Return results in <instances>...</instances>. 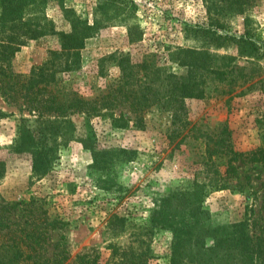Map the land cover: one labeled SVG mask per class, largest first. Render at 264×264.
Wrapping results in <instances>:
<instances>
[{
	"label": "rangeland",
	"instance_id": "obj_1",
	"mask_svg": "<svg viewBox=\"0 0 264 264\" xmlns=\"http://www.w3.org/2000/svg\"><path fill=\"white\" fill-rule=\"evenodd\" d=\"M36 1L26 6L33 12L25 19L42 25L46 19L55 33L20 47L12 60L16 73L28 75L50 51L60 49V33L75 30L87 36L80 65L58 77L86 99L106 94L118 77V67L108 60L114 54L133 63L154 56L158 66L182 74L178 59L188 58L181 50L195 49L205 52L213 74L206 78L203 96L185 100L188 128L198 132L183 140L168 138L170 118L156 109L143 115L144 128L134 126L136 116L126 105L90 118L81 129L82 118L72 116L75 133L92 134L97 151L110 155L112 164L97 168L92 151L79 140L61 143L58 115L40 119L6 102L0 92V199H40L48 215L61 223L52 243L64 238L71 261L88 255L96 257V264H172L174 230L155 219L165 212L164 199L166 211L178 219L193 218L187 200L196 198L207 216L205 227L229 228L247 219L259 235L264 227L263 164L236 161L234 175L225 178L223 160L206 165L204 145L193 137L205 141L226 129L235 151L264 149V0ZM185 25L208 28L212 39L186 38ZM214 34L251 41L255 48L244 53ZM204 40L210 41L203 45ZM120 115L121 121L112 123ZM22 123L31 149L52 151L42 177L33 175V157L17 151ZM214 244L212 238L204 240L205 248Z\"/></svg>",
	"mask_w": 264,
	"mask_h": 264
},
{
	"label": "trees",
	"instance_id": "obj_2",
	"mask_svg": "<svg viewBox=\"0 0 264 264\" xmlns=\"http://www.w3.org/2000/svg\"><path fill=\"white\" fill-rule=\"evenodd\" d=\"M30 4L37 5V1L0 0V92L6 102L35 112L40 119H44V115H58L61 143L66 145L72 140H79L84 148L92 151L95 168L112 164L110 155H106L105 151H97L92 134L80 137L75 133L71 120L74 115L82 118L81 129L87 127L90 118L126 105L130 113L136 116L134 126L144 128L143 115L156 109L170 118L168 138L171 141L178 137L183 140L188 134L198 132L196 127L188 128L190 122L187 119L185 100L205 94L206 78L213 74L208 70L212 63L205 52L195 49L181 50L180 53L188 58L184 60L182 56L178 59V65L185 68L182 74L172 73L158 66L154 56L144 58L140 63H133L128 56L111 55L108 60H112L118 67V77L113 80L106 94L86 99L58 77L59 74L67 75L78 69L80 51L87 38L84 31L60 33V49L50 51L46 61L33 66L28 75L14 71L12 60L21 46L29 40L55 33L51 22L46 19L43 25L41 22L32 23L31 18L25 19L27 14L33 12L26 8ZM184 32L186 38L195 40L212 37L210 30L203 27L192 28L185 25ZM215 36L224 45H237L244 53L250 49L252 52L255 48L254 43L248 40H238L228 35ZM208 41L210 40H204L207 43L203 45L208 44ZM223 59L231 61L230 58ZM226 64L227 68L230 63ZM100 70L101 76H104L103 67ZM225 73L224 71L223 74ZM221 92L225 94L223 90ZM122 116L113 117L112 123L117 124ZM18 132L21 141L17 151L27 152L33 157L34 176H44L53 160L52 151L31 149L29 144L32 139L25 124L19 125ZM193 138L200 145H204L206 165L223 160L225 178L234 175L233 163L236 161L261 162L264 166V149L235 151L230 142V133L226 129L219 136H206L205 141H199L197 136ZM165 201L164 199L162 202V208L166 213H158L155 219L160 226L168 225L174 230L172 264H264V227H261L259 235L252 233L253 229L251 230L247 219L229 228L205 227L203 222L207 220V216L202 213L200 200H187L189 213L193 217L190 221L178 219L171 214L172 210L166 211ZM17 211L22 213L17 214ZM16 214L19 215L18 218ZM60 224L59 220L48 215L40 199L31 197L19 202L0 199V264H96V257L92 259L88 255L69 260L68 251L62 242L64 238L52 243V233ZM230 228L229 233H223L224 229ZM206 238L214 240L213 247H204ZM187 255L190 259H186Z\"/></svg>",
	"mask_w": 264,
	"mask_h": 264
}]
</instances>
